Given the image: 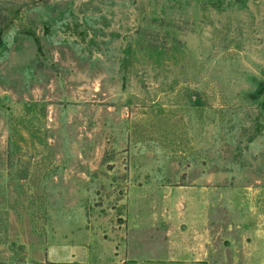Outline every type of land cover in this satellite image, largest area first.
Instances as JSON below:
<instances>
[{"label": "rangeland", "instance_id": "374dc122", "mask_svg": "<svg viewBox=\"0 0 264 264\" xmlns=\"http://www.w3.org/2000/svg\"><path fill=\"white\" fill-rule=\"evenodd\" d=\"M178 226L264 264V0H0V264H150Z\"/></svg>", "mask_w": 264, "mask_h": 264}, {"label": "crops", "instance_id": "0c3cea01", "mask_svg": "<svg viewBox=\"0 0 264 264\" xmlns=\"http://www.w3.org/2000/svg\"><path fill=\"white\" fill-rule=\"evenodd\" d=\"M197 222L205 223L206 216L203 218L197 217ZM197 220V219H196ZM142 225L136 237L140 242L147 244V237L151 235L144 234L147 229ZM193 233L190 230L184 229L181 226L178 228L167 229L165 236L159 237L155 242L160 243L163 248L165 258L152 260L150 264H193L194 262L206 261L204 255H211V246L206 244V230L198 227ZM135 236V235H134ZM210 238V235H209ZM209 240V239H208ZM142 262V261H141ZM145 264V263H140Z\"/></svg>", "mask_w": 264, "mask_h": 264}]
</instances>
